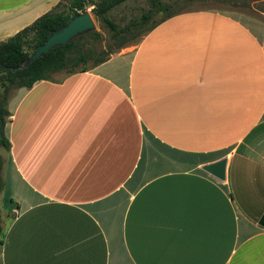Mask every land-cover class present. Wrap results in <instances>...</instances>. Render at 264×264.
<instances>
[{"label": "crops", "instance_id": "1", "mask_svg": "<svg viewBox=\"0 0 264 264\" xmlns=\"http://www.w3.org/2000/svg\"><path fill=\"white\" fill-rule=\"evenodd\" d=\"M58 1L0 0V41ZM6 109L0 264H264V20L178 12Z\"/></svg>", "mask_w": 264, "mask_h": 264}, {"label": "trees", "instance_id": "2", "mask_svg": "<svg viewBox=\"0 0 264 264\" xmlns=\"http://www.w3.org/2000/svg\"><path fill=\"white\" fill-rule=\"evenodd\" d=\"M126 0H68L66 10H56L60 1L53 8L36 17L30 24L22 27L7 39L0 41V148L4 151L9 149V141L4 135L3 127L9 112L6 109V102L11 89L17 87H30L36 80L48 79L50 73L64 70L73 72L79 64V69L87 67L85 63L93 59L90 65H95L105 61L111 53L131 40L129 36L152 20L157 13L162 16L151 26L146 28V32L163 19L178 12H172L170 5L161 0H148V6L138 18L129 21L122 27L116 24L108 16L109 11L118 4ZM86 4L93 5L91 11L95 19L105 27L110 34L111 43L106 45V50L93 58L96 53L91 46H75L76 42L84 37H91L99 42L100 35L96 31H90L73 38L63 46H55L46 54L34 59L26 68H18L36 45L43 43L48 33L57 26L64 24L71 16L84 9ZM145 32V33H146ZM135 35V34H134ZM69 69V70H68ZM2 158L0 157V169ZM0 176V190L2 187Z\"/></svg>", "mask_w": 264, "mask_h": 264}, {"label": "rangeland", "instance_id": "3", "mask_svg": "<svg viewBox=\"0 0 264 264\" xmlns=\"http://www.w3.org/2000/svg\"><path fill=\"white\" fill-rule=\"evenodd\" d=\"M170 5V10L172 12H181L185 10L192 9H201V8H210L215 10H220L224 12H238L249 17H255L261 20H264V0H161ZM68 0H60V4L56 10H66ZM148 6V0H126L114 8H112L108 16L118 27L126 25L129 21L136 19L139 15L146 10ZM93 5L86 4L84 8L87 9L94 23V30L96 31L101 40L96 42L92 40L91 37H84L78 40L75 46L88 47L91 46L95 49L96 53L93 55V58H96L100 55V52L106 50V45L111 43V38L109 31L103 27L93 16L92 9ZM162 16V13H157L153 16L152 20L145 24L143 27L134 30L129 36L131 40L127 41L121 47L115 49L112 54L121 52L125 49H130L136 44L143 34L146 32V28L157 21ZM135 34V35H134ZM92 58L89 59L85 65H90L92 63ZM81 65L73 69H79ZM69 70V69H68ZM13 89L10 90L9 95L12 93ZM8 95V96H9ZM0 155H5V151L0 148Z\"/></svg>", "mask_w": 264, "mask_h": 264}, {"label": "water", "instance_id": "4", "mask_svg": "<svg viewBox=\"0 0 264 264\" xmlns=\"http://www.w3.org/2000/svg\"><path fill=\"white\" fill-rule=\"evenodd\" d=\"M94 23L91 15L84 8L81 12L71 16L64 24L52 29L45 41L36 45L29 53L25 60L18 66V68H26L31 61L46 54L55 46H63L70 40L87 32L94 30ZM225 158H221L213 163L202 166V169L211 175L222 179L224 177Z\"/></svg>", "mask_w": 264, "mask_h": 264}]
</instances>
